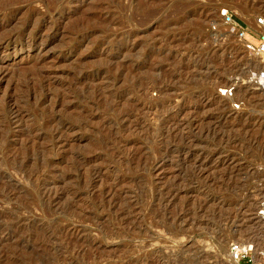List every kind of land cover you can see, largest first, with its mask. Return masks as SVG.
Segmentation results:
<instances>
[{"label":"rangeland","instance_id":"rangeland-1","mask_svg":"<svg viewBox=\"0 0 264 264\" xmlns=\"http://www.w3.org/2000/svg\"><path fill=\"white\" fill-rule=\"evenodd\" d=\"M43 1L0 0V264H233L231 242L264 253V94L245 84L260 65L218 16L244 19L246 2L251 23L264 0ZM231 83L238 110L219 92Z\"/></svg>","mask_w":264,"mask_h":264},{"label":"built area","instance_id":"built-area-1","mask_svg":"<svg viewBox=\"0 0 264 264\" xmlns=\"http://www.w3.org/2000/svg\"><path fill=\"white\" fill-rule=\"evenodd\" d=\"M220 24L224 25L229 32L234 33L245 51L254 58H257L261 67L250 71L246 76V83L255 92H264V15H256L252 23L245 21L222 7L218 10ZM220 95L232 98L235 95V84L231 83L219 88ZM232 110H238L241 101L235 99L230 102ZM254 215L264 221V196L258 202ZM230 258L238 264H253L252 246L231 242L229 245Z\"/></svg>","mask_w":264,"mask_h":264},{"label":"bare ground","instance_id":"bare-ground-1","mask_svg":"<svg viewBox=\"0 0 264 264\" xmlns=\"http://www.w3.org/2000/svg\"><path fill=\"white\" fill-rule=\"evenodd\" d=\"M10 1V0H9ZM25 1V0H24ZM38 1V0H37ZM41 1V0H40ZM43 1V0H42ZM56 1V0H55ZM59 1V0H58ZM58 1H56L57 3H58ZM63 1V0H62ZM61 1V2H62ZM109 1V0H108ZM141 1V0H140ZM146 1V0H145ZM18 2V1H17ZM44 2V1H43ZM43 2H42V4H43ZM52 2H54V0L52 1ZM60 2V1H59ZM112 2V1H111ZM143 2V1H142ZM57 3H56V5H57ZM48 4V3H47ZM238 7H239V14H240V16L241 17H243L244 19H246V17H245V12L246 11H248L249 9H248V7H247V5H246V2L245 3H235ZM8 5V4H7ZM49 5V4H48ZM92 6V5H91ZM123 6V5H122ZM135 6V5H134ZM133 6V7H134ZM141 6V5H140ZM148 6V5H147ZM7 7V6H6ZM5 7V8H6ZM8 7H10L9 5H8ZM61 7V6H60ZM101 7V6H100ZM115 7V6H114ZM2 9H3V6L1 7ZM50 8V7H49ZM124 8V7H123ZM149 8V7H148ZM155 8V7H154ZM1 9V10H2ZM6 9H8V8H6ZM52 9V8H51ZM108 8H106V10H107ZM0 10V11H1ZM15 10H16V8H15ZM32 10V9H31ZM30 10V11H31ZM105 10V9H104ZM118 10V9H117ZM116 10V11H117ZM4 11H5V9H4ZM102 11H103V9H102ZM101 11V13H103ZM109 11V10H108ZM146 11V10H145ZM6 12V11H5ZM5 12H3V13H5ZM8 12H9V10H8ZM17 12V11H16ZM15 12V13H16ZM39 12V11H38ZM100 12V11H99ZM111 12V11H110ZM114 12V11H113ZM150 12H153V11H150ZM150 12H148V13H150ZM0 13H2V12H0ZM28 13H30V12H28ZM88 13V12H87ZM89 13H90V11H89ZM94 13V12H93ZM92 13V14H93ZM112 13V12H111ZM11 14V13H10ZM98 14V13H97ZM100 14V13H99ZM109 14V13H108ZM107 14V15H108ZM12 15V14H11ZM87 15V14H86ZM95 15V14H94ZM113 14H111V16H112ZM1 16H3L2 14H1ZM0 16V17H1ZM8 16V15H7ZM34 16V15H33ZM42 16V15H41ZM105 16V15H104ZM104 16H102L101 18H103ZM109 16L110 15H108L105 19L108 21L109 20ZM145 16V15H144ZM27 16H25V18H26ZM44 17V16H43ZM84 17V16H83ZM88 17V16H87ZM155 17V16H154ZM2 18V17H1ZM86 18V17H85ZM153 18V17H152ZM3 19V18H2ZM4 19H5V17H4ZM8 19V18H7ZM14 19V18H13ZM30 19V18H29ZM40 19V18H39ZM39 19H38V22H39ZM145 19V18H144ZM6 20V19H5ZM101 20V19H100ZM114 20V19H113ZM116 20H118V19H116ZM147 20V19H146ZM3 21V20H2ZM7 21V20H6ZM24 21H26V20H24ZM97 21V20H96ZM99 21V20H98ZM219 21H220V18H219ZM27 22V21H26ZM37 22V23H38ZM94 22V21H93ZM111 22H113V21H111ZM110 22V23H111ZM121 22H123V21H121ZM120 22V23H121ZM145 22V21H144ZM8 23V22H7ZM31 23V22H30ZM78 23V22H77ZM109 23V24H110ZM115 23V22H114ZM117 23V22H116ZM165 23V22H164ZM168 23V21L166 22V24ZM252 23V22H251ZM4 24H5V22H4ZM25 24V23H24ZM95 24V23H94ZM93 24V25H94ZM173 24V23H172ZM6 25V24H5ZM30 25V24H29ZM104 25H105V23H104ZM118 25H120V24H118ZM122 25H123V23H122ZM80 26V25H79ZM91 26H92V23H91ZM162 26H163V24H162ZM161 26V27H162ZM167 26V25H166ZM7 27V26H6ZM102 27H104V26H102ZM122 27V26H121ZM125 27V26H124ZM160 27V28H161ZM2 28V27H1ZM0 28V29H1ZM52 28V27H51ZM97 28V27H96ZM88 29V28H87ZM95 29V28H94ZM111 28H109L108 30H110ZM25 30H27V29H25ZM76 30H78V29H76ZM97 30H99V29H97ZM101 30V29H100ZM103 30H105L104 28H103ZM28 31V30H27ZM68 31H69V28H68ZM82 31V30H81ZM85 31V30H84ZM102 31V30H101ZM9 32V31H8ZM19 32H20V30H19ZM18 32V33H19ZM31 32H32V30H31ZM71 32V31H70ZM69 32V33H70ZM93 32H94V30H93ZM107 32V31H106ZM18 33H16L17 35H18ZM86 33V32H85ZM108 33H110V32H108ZM113 32H111V34H112ZM30 34V33H29ZM87 34V33H86ZM121 34V33H120ZM11 35V34H10ZM26 35V34H25ZM106 35H107V33H106ZM106 35H105V38H106ZM3 36V35H2ZM13 35H11V36H8L9 38L10 37H12ZM18 37V36H17ZM20 37V36H19ZM22 37V36H21ZM109 37V36H108ZM2 38V37H1ZM102 38V37H101ZM103 38H104V36H103ZM146 38V37H145ZM5 39V38H4ZM72 39V38H71ZM80 39V38H79ZM85 39V38H84ZM107 39V38H106ZM151 39V38H150ZM3 40V39H2ZM9 40V39H8ZM7 40V41H8ZM83 40V39H82ZM105 40V39H104ZM103 40V41H104ZM70 41V40H69ZM80 41V40H79ZM102 41V40H101ZM100 41V42H101ZM106 41V40H105ZM149 42V41H148ZM9 43V42H8ZM141 43V42H140ZM145 45V44H144ZM124 46V45H123ZM146 48V47H145ZM127 49V48H126ZM94 51V50H93ZM90 55V54H89ZM99 55H100V53H99ZM108 58V57H107ZM111 60V59H110ZM257 62H258V64L260 65V67H261V64H260V62H259V60H257ZM34 64V63H33ZM35 64H37V62L35 63ZM41 64V63H40ZM77 65V64H76ZM136 67H138L137 65H136ZM135 67V68H136ZM139 68V67H138ZM149 68H150V66H149ZM29 69V68H28ZM86 69V68H85ZM108 69V68H107ZM125 69V68H124ZM149 70V69H148ZM25 71H27V70H25ZM25 71H23V72H25ZM103 71V70H102ZM15 72V71H14ZM84 72V71H83ZM82 72V73H83ZM89 72V71H88ZM98 72V71H97ZM101 72V71H100ZM28 73V72H27ZM69 73V72H68ZM124 73V72H123ZM88 74V73H87ZM91 74H92V72H91ZM119 74V73H118ZM136 74V73H135ZM120 75H121V73H120ZM113 76V75H112ZM122 76V75H121ZM120 76V77H121ZM136 76V75H135ZM42 77V70L40 71V70H35L34 72H29L27 75H26V81L24 82V85H25V88H27V91H28V93L31 95V96H35V94L37 93V91L39 90V89H41L42 88V86H43V84H42V82L41 81H39V82H37V84H35V85H33L34 83L33 82H36V80H38V79H40ZM75 77V76H74ZM81 77V76H80ZM146 79L145 80H147V76L145 77ZM49 79V78H48ZM59 79V78H58ZM106 79V78H105ZM131 79V78H130ZM149 79V78H148ZM21 80V79H20ZM42 80H43V78H42ZM47 80V79H46ZM61 80V79H60ZM113 80V79H112ZM150 80V79H149ZM44 81H45V79H44ZM47 81H50V80H47ZM46 81V82H47ZM66 81H68V80H66ZM151 81V80H150ZM52 82H54V81H52ZM61 82V81H60ZM146 82V81H145ZM144 81H143V83L146 85L147 84V82L145 83ZM62 83V82H61ZM139 83V82H138ZM148 83H149V81H148ZM20 84V83H19ZM48 84H50V82L48 83ZM53 84V83H52ZM78 84V83H77ZM88 84V83H87ZM66 85V84H65ZM71 85V84H70ZM50 86V85H49ZM72 86V85H71ZM85 86V85H84ZM130 87H131V84L129 85ZM21 87V86H20ZM61 87H63V86H61ZM132 87H134V86H132ZM146 87H147V85H146ZM152 87V86H151ZM45 88V87H44ZM47 88V87H46ZM135 88V87H134ZM67 89V88H66ZM101 89V88H100ZM138 89H141V88H138ZM235 89H236V86H235ZM18 90V89H17ZM50 90V89H49ZM70 90V89H69ZM72 90V89H71ZM70 90V91H71ZM105 90V89H104ZM131 90H132V88H131ZM67 91V90H66ZM142 92H143V90H141ZM141 91H139V92H141ZM137 91H135V93H136ZM42 93V92H41ZM40 93V94H41ZM45 93V92H44ZM53 93V92H52ZM72 93V92H71ZM107 93V92H106ZM138 93V92H137ZM263 94H264V92H262ZM48 94V93H47ZM109 94V93H108ZM42 95V94H41ZM50 95H52V94H50ZM57 95V94H56ZM94 95V94H93ZM235 95H236V92H235ZM233 96L232 98H226V97H223V98H226V99H230V100H235V99H237V96ZM6 96V95H5ZM95 96V95H94ZM97 96V95H96ZM111 96H113V95H111ZM136 96V95H135ZM9 97V96H8ZM43 97V96H42ZM53 97V96H52ZM55 97V96H54ZM60 97V96H59ZM68 97V96H67ZM88 96H86V98H87ZM9 98H11V97H9ZM40 98H41V96H40ZM46 98V97H45ZM85 98V99H86ZM92 98V97H91ZM103 98V97H102ZM119 98V97H118ZM18 99V98H17ZM69 100V99H68ZM90 100V99H89ZM88 100V101H89ZM94 100V99H93ZM95 100H96V98H95ZM94 100V101H95ZM111 100V99H110ZM143 100V99H142ZM16 101V100H15ZM21 101V100H20ZM38 101V100H37ZM45 101V99L43 98L41 101H40V104H42L43 102ZM92 101V100H91ZM107 101V100H106ZM112 101V100H111ZM22 102V101H21ZM26 102H27V100H26ZM31 102V101H30ZM29 102V103H30ZM48 102V101H47ZM93 102V101H92ZM97 102V101H96ZM98 102H100V100H98ZM113 102H115V101H113ZM128 102V101H127ZM132 102H134V101H132ZM218 102V101H217ZM33 103V102H32ZM31 103V104H32ZM56 103V102H55ZM58 103V102H57ZM88 103V102H87ZM117 103V102H116ZM39 104V105H40ZM93 104H95V102L93 103ZM97 104V103H96ZM100 104V103H99ZM132 104H134V103H132ZM136 104V103H135ZM29 105V104H28ZM37 105H38V103H37ZM66 105H69V104H66ZM65 105V106H66ZM117 105V104H116ZM115 104H114V106H116ZM139 105V104H138ZM208 105H214V106H217L216 107V109L218 110V105H217V103L216 102H214V101H212V102H210V104L208 103ZM20 106V105H19ZM85 106V105H84ZM87 106V105H86ZM85 106V108L84 109H86L87 107ZM93 106H95V105H93ZM102 106V105H101ZM111 106V105H110ZM132 106V105H131ZM82 107V106H81ZM109 107V106H108ZM133 107V106H132ZM89 108V107H88ZM110 108V107H109ZM127 108V107H126ZM135 108H137V106L135 107ZM134 108V109H135ZM28 109V108H27ZM37 109V108H36ZM111 109V108H110ZM130 109V108H129ZM87 110V109H86ZM85 110V111H86ZM105 111H106V109H104ZM139 110V109H138ZM82 111V110H81ZM107 111H109V110H107ZM118 111V110H117ZM121 111V110H120ZM41 112V111H40ZM43 112V111H42ZM41 112V113H42ZM77 112H79V111H77ZM86 112H88V110L86 111ZM21 113V112H20ZM34 113V112H33ZM84 113V112H83ZM91 113V112H90ZM105 113V112H104ZM112 113V112H111ZM114 113V112H113ZM122 114L119 116V118L121 117H123V118H126V117H128V116H130V114H131V112L129 111V110H125L124 112H121ZM17 114H19V112L17 113ZM80 114V113H79ZM115 114V113H114ZM43 115V114H42ZM118 115V114H117ZM34 116V115H33ZM44 116V115H43ZM42 116V117H43ZM91 116V115H90ZM112 116V115H111ZM114 117H116L115 115H114ZM118 117V116H117ZM116 117V118H117ZM122 118V119H123ZM131 118V117H130ZM54 120H56L54 117H52V118H50V119H45V120H43L44 122V125H46V124H48V125H50ZM109 120H111V119H109ZM116 120V119H115ZM20 121H21V119H20ZM68 121V120H67ZM67 121H60V122H58V127H57V132H60V131H62V129H64V127L65 128H75V127H79V126H82L83 124H85V123H78V124H71V123H68ZM85 121V120H84ZM111 121H113V120H111ZM36 122V121H35ZM39 122V121H38ZM57 122V121H56ZM82 122V121H81ZM114 122V121H113ZM128 122V121H127ZM6 123V122H5ZM46 123V124H45ZM129 123H131V122H129ZM133 123V122H132ZM131 123V124H132ZM135 123V122H134ZM7 124V123H6ZM9 124V123H8ZM33 124V123H32ZM35 124H37V122L35 123ZM42 124V123H41ZM87 124V123H86ZM112 124V123H111ZM115 124H116V122H115ZM127 124V123H126ZM5 125V124H4ZM107 125H109L108 123H107ZM125 125V124H124ZM6 126V125H5ZM8 126V125H7ZM31 126L32 125H29L28 127H30L31 128ZM39 126V124L37 125V127ZM41 127V126H40ZM111 127V126H110ZM129 127V126H128ZM8 128V127H7ZM34 128V127H33ZM107 128V127H106ZM32 129V128H31ZM80 129V128H79ZM84 129V128H83ZM105 129V128H104ZM30 130V129H29ZM74 130V129H73ZM111 130V129H110ZM121 130V129H120ZM123 130V129H122ZM1 131V130H0ZM55 131V132H56ZM108 131V130H107ZM124 131H125V129H124ZM101 132V131H100ZM112 132V131H111ZM47 133V132H46ZM107 133H109V132H107ZM106 133V134H107ZM120 133V132H119ZM122 133V132H121ZM48 134V133H47ZM118 134V133H117ZM101 135V134H100ZM108 135H110V136H112L110 133L108 134ZM123 135V134H122ZM50 136H51V134H50ZM49 136V137H50ZM114 136V135H113ZM42 137V136H41ZM56 137V136H55ZM109 137V136H108ZM120 137V136H119ZM5 138V137H4ZM28 138V137H27ZM40 138V137H39ZM103 138V137H102ZM105 138H107L106 136H105ZM128 138V137H127ZM31 139V138H30ZM36 139H38V138H36ZM45 139V138H44ZM6 141V140H5ZM24 141H25V139H24ZM46 141V140H45ZM100 141V140H99ZM110 141V140H109ZM112 141V140H111ZM110 141V142H111ZM28 142V141H27ZM30 142V141H29ZM95 142H98V140H96ZM101 142H102V140H101ZM101 142H99V143H101ZM104 142V141H103ZM106 142V141H105ZM104 142V143H105ZM36 143V142H35ZM98 143V144H99ZM96 144V143H95ZM105 144H107V142L105 143ZM1 146H3V145H1ZM5 146H6V144H5ZM103 146V145H102ZM7 147V146H6ZM5 147V148H6ZM7 149V148H6ZM1 151V150H0ZM3 151L5 152V150L3 149ZM2 151V152H3ZM26 152H27V150H25ZM1 152V153H2ZM3 152V153H4ZM12 152V151H11ZM38 152V151H37ZM36 152V153H37ZM10 153V152H9ZM15 153V152H14ZM12 154V153H11ZM25 154H27V153H25ZM29 154V153H28ZM12 157V156H11ZM16 155L14 156V159H13V161H16ZM19 157V156H18ZM17 157V158H18ZM24 157H27V156H24ZM8 157H6V159H7ZM5 159V158H4ZM5 159V160H6ZM19 159V158H18ZM26 159V158H25ZM25 159H23V161H25ZM30 159V158H29ZM8 160V159H7ZM24 163V162H23ZM26 163V162H25ZM21 164V163H20ZM22 165V164H21ZM20 166V165H19ZM41 168V167H40ZM38 169V168H37ZM39 171V170H38ZM42 173V172H41ZM38 174H39V172H38ZM44 174V172L42 173V175ZM31 175V174H30ZM33 176V175H32ZM31 177V176H30ZM26 178V177H25ZM33 178V177H32ZM40 177H38V179H39ZM28 179V178H27ZM31 181H33L34 182V180H31ZM1 186V185H0ZM7 186V185H6ZM8 187V186H7ZM39 187V186H38ZM35 190V189H34ZM41 190V189H40ZM38 192H40L39 191V189L37 190ZM51 191V190H50ZM41 193V192H40ZM45 195V194H44ZM51 195V194H50ZM52 199H53V197H52ZM50 201H51V198H50ZM44 202V201H43ZM45 203V202H44ZM49 203H51V202H49ZM251 227V226H250ZM250 231H251V229H249ZM248 230V231H249ZM250 233H254V235L253 236H258V238L260 237V233H259V231H258V229H256L255 231H253V229H252V231L250 232ZM263 233V232H262ZM41 233H39V235H40ZM260 238H264V235L262 234V236L260 237ZM248 245V244H247ZM252 246V252H253V255H252V257H253V264H264V253L263 252H259L258 250L260 249V248H258L257 247V245H251ZM5 254V253H4ZM33 258V257H32ZM35 258V257H34ZM36 260H37V258H35ZM32 261H34V260H32ZM229 261H231V260H229ZM31 262V261H30ZM36 262V261H35ZM232 262H233V264H238V263H236L235 261H233L232 260ZM33 263V262H32ZM30 264V263H29ZM33 264H35V263H33Z\"/></svg>","mask_w":264,"mask_h":264}]
</instances>
